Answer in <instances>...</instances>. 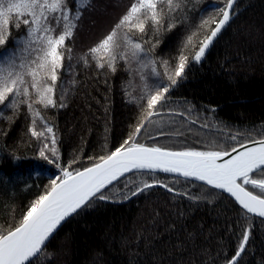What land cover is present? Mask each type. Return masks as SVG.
Returning a JSON list of instances; mask_svg holds the SVG:
<instances>
[{"label": "trees", "instance_id": "obj_1", "mask_svg": "<svg viewBox=\"0 0 264 264\" xmlns=\"http://www.w3.org/2000/svg\"><path fill=\"white\" fill-rule=\"evenodd\" d=\"M236 1L232 19L200 62L193 56L199 40L210 33L200 28L201 21L218 20V9L227 0H179L180 9L165 15L159 32L149 25L142 37L133 34L134 39L149 41L145 48L161 73L153 76L145 68L141 80L135 60H119L114 72L97 68L91 57L87 66L80 60L133 2L92 0L73 38L66 41L71 60H65L60 71L57 106L35 105L53 127L61 165L75 160L73 170L89 167L123 144L141 115L143 101L133 98L142 95L145 82L169 84L159 62L168 61L174 69L182 49L188 56L184 76L170 89L161 115L153 117L155 124L146 125L138 142L176 151H228L264 138V0ZM163 7L167 13V6ZM170 23L175 27L168 30ZM193 32L195 47L184 48ZM23 35V26L13 29L5 47L13 48L12 41ZM0 111L11 117L0 118V225L8 228L17 224L60 170L38 158L39 149L50 140L31 135L32 117L26 105L21 104L15 115L4 106ZM42 129L38 119L36 130ZM233 135L236 140L230 139ZM151 177L176 191L156 186L131 196L133 181H150V176L126 175L105 190L118 193L113 201L96 202L65 221L37 264H226L249 223L250 241L240 264H264L261 218L245 214L232 197L206 184L158 172Z\"/></svg>", "mask_w": 264, "mask_h": 264}, {"label": "snow or ice", "instance_id": "obj_2", "mask_svg": "<svg viewBox=\"0 0 264 264\" xmlns=\"http://www.w3.org/2000/svg\"><path fill=\"white\" fill-rule=\"evenodd\" d=\"M234 3L235 0H227L226 5L218 9V20L208 17L201 21L200 28L209 30L210 34L199 40L198 50L193 56L195 62L202 60L206 50L229 23ZM164 5L167 6V13ZM91 6L92 0H0V106L11 109L13 115L19 111L21 104L27 106L32 117L31 135L38 140H50V143H43L38 158L60 170V174L50 180L47 190L31 202L15 226L4 228L0 225V264H37L45 255L46 242L61 223L96 202L113 201L118 193L110 195L105 190L126 173L150 176V181H133L136 186L131 190V196L156 186L170 193L175 192L168 184L151 177L155 172L174 173L227 193L245 214L259 217L264 222V138L249 141L254 145L252 147L241 144L242 151L233 147L231 152L173 151L137 140L146 125L156 123L153 117L161 115L170 89L178 83V79L183 78L188 64V56L183 49L176 58L174 69H170L168 61L159 62L169 84L150 86L145 82L142 95L133 98L143 101L141 115L139 123L123 144L99 157L89 167L73 170L75 160L66 166L61 165L53 127L43 120L35 105L44 108L57 106L54 97L60 71L65 67V60H71L72 49L66 41L73 38L84 11ZM180 7L179 0H133L112 30L80 60L87 66L91 57L97 68L107 67L113 72L119 60L126 63L135 60L141 80L145 79L142 72L145 68H150L151 74L159 77L161 73L157 71V61L149 57L150 49L145 48L149 41L134 39L133 34L138 33L142 37L149 25L154 32H159L165 15L170 16ZM21 26L25 28V35L12 41L13 48H6L12 30H19ZM173 27L175 25L170 23L168 30ZM196 36V32L189 35L184 48L195 47ZM0 118L11 120V117H5L3 111H0ZM38 119L43 122L40 131L36 130ZM230 139L236 140V136ZM128 198L125 194L124 199ZM251 229L252 224L249 223L241 232L236 251L226 264H240L242 255L247 251Z\"/></svg>", "mask_w": 264, "mask_h": 264}, {"label": "water", "instance_id": "obj_3", "mask_svg": "<svg viewBox=\"0 0 264 264\" xmlns=\"http://www.w3.org/2000/svg\"><path fill=\"white\" fill-rule=\"evenodd\" d=\"M236 0H235V3H234V5H233V11H234V9H235V6H236ZM232 11V14H231V19H232V17H233V14H234V12ZM230 19V20H231ZM227 27V25L225 26V28ZM224 28V29H225ZM224 29H222V31L224 30ZM222 31H221V33H222ZM220 33V34H221ZM210 34V33H209ZM220 34H218V36L215 38V40L213 41V43H212V45H210V47L206 50V53L213 47V44L216 42V40L219 38V36H220ZM206 53H205V55H206ZM253 140H259V139H253ZM243 144H245V145H247L248 147H252V146H254L253 144H251V143H249V141L248 142H244ZM241 145V144H240ZM240 145H237V146H235L238 150H240V151H242L243 149L242 148H240ZM168 149V148H167ZM169 150H171V149H169ZM173 151H176V150H173ZM178 151H180V150H178ZM229 152H231V150H228ZM233 155H235V153H232ZM225 159H227V157H225ZM155 173H157V172H155ZM158 173H162V174H166V175H172V176H175V177H181V176H177V174H174V173H163V172H158ZM129 174H132V173H126L125 174V176L126 175H129ZM124 176V177H125ZM124 177H121V178H124ZM120 178V179H121ZM182 178H184V177H182ZM194 180L193 178H189L188 180ZM118 181V180H117ZM194 181H196V180H194ZM114 182H116V181H114ZM114 182H113V184H114ZM196 182H198V183H203V182H201V181H196ZM204 184V183H203ZM211 187V186H210ZM221 191V190H220ZM222 192V191H221ZM227 194V193H226ZM228 195V194H227ZM234 199V198H233ZM70 218V217H69ZM69 218H67L65 221H67ZM65 221H63L62 223H61V225L58 227V229L53 233V235L62 227V224L65 222ZM52 235V236H53ZM52 236L49 238V240L46 242V244L52 239Z\"/></svg>", "mask_w": 264, "mask_h": 264}]
</instances>
